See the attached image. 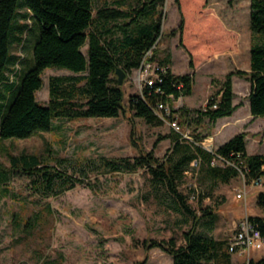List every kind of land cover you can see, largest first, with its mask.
Wrapping results in <instances>:
<instances>
[{
    "label": "rangeland",
    "instance_id": "rangeland-1",
    "mask_svg": "<svg viewBox=\"0 0 264 264\" xmlns=\"http://www.w3.org/2000/svg\"><path fill=\"white\" fill-rule=\"evenodd\" d=\"M183 1L198 2L200 6L207 4L211 7L210 12L222 14L226 22L234 15L232 27L236 25L242 33V53L251 56L252 44L262 36L251 31L250 0ZM107 2L111 3V0ZM103 4L104 0H95L94 12ZM162 9L164 17L157 60L168 57L175 74L193 73L189 52L180 45L179 32L171 34V30L178 28L181 22L175 0H165ZM184 12L187 16L191 14L188 4H184ZM26 22L30 28L22 40L12 46L13 53L21 57L17 65L21 71L30 66L37 34L33 18ZM232 27L230 29H234ZM117 35H122V32L118 31ZM188 46L196 51L191 43ZM227 50L223 47L217 51ZM83 51L87 54V45ZM239 64V68L234 67L233 70L250 71L248 59ZM226 69L216 64L201 65L197 76L195 74L193 93L174 100L173 107L186 104L185 99L191 103V109L205 107L219 89L220 80L228 73ZM133 70L123 84L126 105L133 94L141 92L139 84L131 78ZM77 75L67 68L48 67L43 73V86L37 91L38 101L50 103L51 77ZM236 76L235 102L242 103L236 116L247 114L248 119L245 124L231 125L228 134L233 137L247 131L251 137V151L264 152V116L253 118L250 115L248 95L251 82L246 77ZM209 85L211 92L208 91ZM185 106L188 107L187 104ZM179 121L191 141L203 146L211 142L216 148L221 146L222 140L215 133L217 122L208 118L192 122L181 118ZM135 122V138L139 140L140 147L147 152L152 151L160 160L164 159L174 145L171 135L174 129L170 123L150 124L142 117H135ZM131 130L132 123L124 114L117 117H59L50 130L26 138L0 139V264L174 263L173 255L160 247L147 248L146 244L151 239L170 238H175L178 244L185 243L184 233L193 227L195 218L182 210L164 186L153 187L147 165L118 174L99 173L94 169L102 157L133 161L139 155L140 149L134 145ZM10 154H38L60 171L77 175L85 182L61 193L35 189L29 176L11 171ZM185 174L179 188L188 196V203L196 215L202 217L196 226L199 233L230 241L240 219L246 215L264 216V209L258 205V194L264 189L263 185L245 183L240 176L228 183L214 184L203 180L196 159ZM89 183L95 186L91 188ZM240 190L246 193L242 198L238 196ZM205 210L214 212L215 219L203 217ZM262 257L264 246L240 254V257L234 256V262L246 264L249 259Z\"/></svg>",
    "mask_w": 264,
    "mask_h": 264
},
{
    "label": "trees",
    "instance_id": "trees-1",
    "mask_svg": "<svg viewBox=\"0 0 264 264\" xmlns=\"http://www.w3.org/2000/svg\"><path fill=\"white\" fill-rule=\"evenodd\" d=\"M104 1L105 4L95 13V0H0V139L26 138L50 130L59 117L128 116L132 123V140L140 149L139 155L133 161L102 157L94 169L99 173L118 174L147 165L153 187L164 186L182 210L195 218L193 227L184 233L185 243L178 244L175 238L151 239L146 247H160L173 255V264H232L229 240L197 231L196 226L202 217L196 215L188 203V196L179 186L195 159L203 180L214 184L228 183L244 174L247 183L262 179L264 186V153L248 152L247 131L235 134L217 148L218 153L236 165H213L211 151L175 129L171 134L174 145L164 159L160 160L152 151L141 148L135 138V117H142L150 124H163L166 120L155 111L156 105L167 100L172 105L173 98L191 95L195 74H175L170 59L164 57L159 61L168 66L162 75L163 81L147 88L144 96L133 94L126 105L125 90L119 85L116 68L122 67L128 75L141 66L149 51H153L151 60H157L165 0ZM175 2L181 13V22L171 34L179 32L180 45L190 55V67L195 66L196 60L232 46L234 33L224 29L207 4ZM184 4L190 6L189 16L184 12ZM250 8L251 31L262 36L252 44L250 71H229L205 107L191 109L183 105L178 110L173 109L179 113V119L192 122L208 118L216 122L221 117L232 116L242 106L241 102L234 103V75L246 77L251 82L248 95L251 114L264 116V0H250ZM28 18H33L37 34L30 66L21 71L17 67L21 57L13 53L12 46L21 41L30 28L26 22ZM118 31L122 35H117ZM188 43L196 51H192ZM86 45L87 54L83 51ZM57 66L78 75L51 77L50 103L43 104L37 99V91L44 83L43 73L48 67ZM158 87L162 92H156ZM10 159L11 171L29 176L31 184L38 190L61 193L85 182L77 175L60 171L38 154H10ZM89 184L91 188L95 186ZM258 205L264 209V189L258 194ZM208 216L213 220L216 214L205 210L203 217ZM249 217L258 223L264 235V216ZM246 264H264V257L249 259Z\"/></svg>",
    "mask_w": 264,
    "mask_h": 264
},
{
    "label": "built area",
    "instance_id": "built-area-1",
    "mask_svg": "<svg viewBox=\"0 0 264 264\" xmlns=\"http://www.w3.org/2000/svg\"><path fill=\"white\" fill-rule=\"evenodd\" d=\"M153 51H149L145 56L140 67L133 70L131 78H133L141 89L140 94L145 95L147 88H152L153 86L161 83L163 81V74L167 72L168 66L161 64L157 60H151ZM156 92H162V89L158 87ZM172 97V96H171ZM182 98V97H181ZM173 98V102H174ZM183 106V105H182ZM182 106L174 108L170 101H159L158 105L155 107V111L178 132H182L186 138L191 139L188 132H185L180 124L179 113L173 112V109L178 110ZM216 106V105H215ZM175 116V117H174ZM174 117V118H173ZM173 118V119H172ZM209 151L213 153L212 164L225 166L227 164H234L228 161L223 155L217 152V148L213 146L212 142L205 144ZM197 161V160H196ZM198 163V161H197ZM244 182L246 179L244 174L241 175ZM256 184L263 185V180L259 179L255 181ZM246 195L245 191L240 190L238 196L242 198ZM264 246V235L256 221H253L249 215H246L236 225V231L234 236L229 241V250L233 254L235 253H245L250 252L254 248L261 249Z\"/></svg>",
    "mask_w": 264,
    "mask_h": 264
},
{
    "label": "crops",
    "instance_id": "crops-1",
    "mask_svg": "<svg viewBox=\"0 0 264 264\" xmlns=\"http://www.w3.org/2000/svg\"><path fill=\"white\" fill-rule=\"evenodd\" d=\"M209 8V6H207ZM211 8V7H210ZM226 15V14H225ZM228 15V14H227ZM215 16L218 18V20L221 22V24L223 25L224 29L230 30L234 33V41L232 42V46L230 48H228L227 51H214L211 54L204 56L203 58H201L199 61H195L194 62V67H190L191 71H193L194 74L198 73L199 67L201 65H219V66H224L227 69V72L232 71L234 67H238L239 68V63L244 60L245 58L249 60V64H250V57L244 53H242V48H241V42H242V33L239 31V29L236 27V25L233 26V23L231 22V19L234 18V23H235V17L234 15H232L231 18H228V22H226L224 20V17L222 16V14L216 13ZM230 19V20H229ZM230 27L234 28V29H230ZM175 72V71H174ZM186 72H178V74H185ZM196 76H195V82H196ZM237 76L234 75L233 77V82H234V86H235V82ZM195 85V83H194ZM212 86V84H211ZM210 85L208 86V91H210ZM193 91H194V87H193ZM211 92V91H210ZM210 92L208 94H206V96H208L210 94ZM193 93V92H192ZM191 95H187L186 97H189ZM185 97V98H186ZM207 98V97H206ZM236 99V96L234 98V103ZM206 100V99H205ZM184 103H186L188 105V107H191V103H188L185 99ZM183 104V105H186ZM195 108H199L198 106H195ZM240 108V107H239ZM239 108L235 111V113L232 116H225V117H221L219 118L216 122H217V128H216V135L217 138L222 140L220 145L224 144L225 142H227L232 135L228 134V128L236 123H246L247 121V114L242 115V116H236L237 111L239 110ZM250 115L255 118V116H253L251 114V111H249ZM245 117V118H244ZM243 119V120H242ZM234 136V135H233ZM250 135H247V149L249 153H255L252 152L251 149L252 147L250 146ZM257 153V152H256ZM258 153H264V152H258ZM241 253L238 254H233V259H232V264H235L234 262V256H239L240 257ZM242 255V254H241Z\"/></svg>",
    "mask_w": 264,
    "mask_h": 264
},
{
    "label": "water",
    "instance_id": "water-1",
    "mask_svg": "<svg viewBox=\"0 0 264 264\" xmlns=\"http://www.w3.org/2000/svg\"><path fill=\"white\" fill-rule=\"evenodd\" d=\"M116 74L118 76L119 85H123L125 78L127 77V72L122 67H117Z\"/></svg>",
    "mask_w": 264,
    "mask_h": 264
}]
</instances>
